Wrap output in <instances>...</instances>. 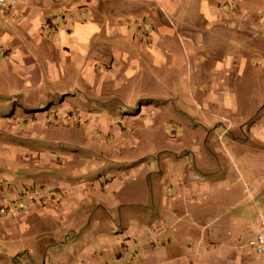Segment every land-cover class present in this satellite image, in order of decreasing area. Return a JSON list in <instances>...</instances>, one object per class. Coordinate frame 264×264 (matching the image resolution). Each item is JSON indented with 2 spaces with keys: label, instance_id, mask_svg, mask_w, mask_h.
<instances>
[{
  "label": "crops",
  "instance_id": "obj_1",
  "mask_svg": "<svg viewBox=\"0 0 264 264\" xmlns=\"http://www.w3.org/2000/svg\"><path fill=\"white\" fill-rule=\"evenodd\" d=\"M259 215L264 0L0 6V264H264Z\"/></svg>",
  "mask_w": 264,
  "mask_h": 264
},
{
  "label": "rangeland",
  "instance_id": "obj_2",
  "mask_svg": "<svg viewBox=\"0 0 264 264\" xmlns=\"http://www.w3.org/2000/svg\"><path fill=\"white\" fill-rule=\"evenodd\" d=\"M170 129H171V131H167L168 137L173 138L176 136H183L184 139H186V140H189L191 137V133L189 131L184 132V131H180L179 129H174L172 127ZM247 146H248L247 148L249 149V148H251V146H254V143L249 142V144ZM244 148H246V147H244ZM202 149L206 150L207 148H200V150H202ZM210 149L212 150L211 154H213V155H205V162L204 163H201L198 160L194 161V164L191 167L192 168L191 170L194 171V173H195L194 177L192 178V183L203 184L204 191L206 192V194H208L211 191H214L213 196H216V197L219 196L220 202L225 203L226 206L230 205V206H233L234 208H244L245 213H246L248 211V210H246V208L249 209V207H250V206H248V201H247L250 199V197L248 196L249 194L243 192L244 187L240 186L239 192L241 195H237V198L235 201L232 199H227V198L224 199V195H222L220 193V191L222 190V187L219 185V183H217L218 181H216V179L214 178L215 175H219L220 172H217L214 174V172L211 171V168L217 167V161H219L221 163V165H223L225 168L227 167V163L224 162L227 160V159H225V158H227V156L225 157V155H224V157H223V154H225V151L222 152L221 150H219V149H222L221 148V142L219 143V141H218V142L214 143ZM187 151H189L190 161H192L193 157L199 153V150L198 151L197 150H187ZM221 175H222V173H221ZM167 187L169 188V185ZM207 187H209V191L205 189ZM218 192H219V194H217ZM252 216H253V214H251V217ZM242 239H243L242 241H243V245H244V243H245L244 234L242 236ZM255 257H257V256H255Z\"/></svg>",
  "mask_w": 264,
  "mask_h": 264
},
{
  "label": "built area",
  "instance_id": "obj_3",
  "mask_svg": "<svg viewBox=\"0 0 264 264\" xmlns=\"http://www.w3.org/2000/svg\"><path fill=\"white\" fill-rule=\"evenodd\" d=\"M17 0H0L1 7H13ZM244 245L253 256L264 258V216L259 215L247 227Z\"/></svg>",
  "mask_w": 264,
  "mask_h": 264
}]
</instances>
